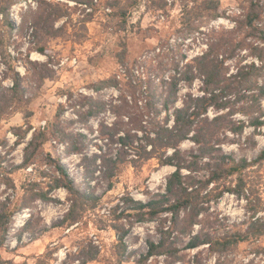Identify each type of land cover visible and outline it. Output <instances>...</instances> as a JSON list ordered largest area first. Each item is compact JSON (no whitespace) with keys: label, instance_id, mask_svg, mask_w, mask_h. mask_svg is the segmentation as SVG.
<instances>
[{"label":"rangeland","instance_id":"1","mask_svg":"<svg viewBox=\"0 0 264 264\" xmlns=\"http://www.w3.org/2000/svg\"><path fill=\"white\" fill-rule=\"evenodd\" d=\"M44 1L58 2L62 13L63 10L66 12L53 22L52 28L46 31L32 27L38 15V1L17 0L10 8L15 26L13 29L7 27L0 35V153L5 152L6 159L20 163L22 149L32 131L45 127L40 152L44 156L50 153L58 159L78 189L90 186L100 199L95 207L88 205L77 222L61 226L55 224L61 221L71 202V195L64 188L52 192V196L59 200L57 202L38 199L29 202L13 216L5 246L0 248V258L18 264H78V251L91 241L99 249V254L96 260L87 264H264L263 237L240 242L223 253L211 252L207 244L184 248L188 237L179 232L180 227L174 228L170 213L134 223L123 237L125 249L122 250L117 235L128 228L129 219L114 217L117 198L128 193L136 199L148 200L154 193L164 190L166 177L174 167L159 166L156 159L148 160L138 169L125 164L113 179L112 188L107 189L106 179L99 172L85 173L82 154L69 151L68 139L59 132L71 133L84 141L83 149L88 154L99 153V148L114 154L116 146L107 142L101 133L121 120L114 115L111 105H120L123 99L130 100L133 95L130 92L124 95L113 86L94 91V85L113 76L125 80L123 71L128 67L133 68L135 76L142 73L157 83V78L173 73L175 62L179 61V65L189 62L206 49L209 28H231L233 19L245 10L247 1L219 0L224 16L213 20L206 16L204 0H135L137 3L131 6L127 5L133 0H90L91 5L74 0ZM163 1L164 6L159 7V2ZM183 3L195 7L200 14L194 23L198 28L188 35L181 12ZM121 7L127 9L124 16L119 14ZM255 44L262 45L260 41ZM40 46L45 47L47 55L38 51ZM253 60L257 61L256 57L251 55L249 47H245L226 58L225 64L228 72H234L237 66ZM15 72L21 83L17 92L10 89ZM200 85L198 77L191 85L181 82L176 104L179 105V99L186 92L200 94ZM144 89L142 85L141 90L136 91ZM84 97L102 100L104 110L86 116L89 106ZM59 105L64 110L56 117ZM231 106L235 110V119L248 120V116L241 112V102H233ZM261 106L264 118V100ZM226 110L217 112L209 108L207 114L212 117ZM52 124H57V129ZM28 127L31 129L25 134L24 141L16 144ZM79 132L84 137L75 135ZM220 147L236 158L245 157L252 161L245 171V178L251 184L250 201L247 203L244 198L226 192L217 201L205 203L207 209L191 228L194 231L203 228L213 235L244 230L251 217L250 206L256 204L259 197L260 205H264V160L256 159L264 148V126L256 130L247 126L239 135L226 132ZM196 148L190 140L180 144L185 154L196 152ZM35 158L34 169L48 170L47 164L39 165V156ZM31 166L12 174L18 188L25 179L32 177ZM206 174L205 169L196 173L201 178ZM21 193L19 188L17 197ZM119 211L120 208L117 213ZM256 215L264 218V207ZM181 225L190 228L186 221ZM162 238L180 250L174 255L163 253L140 261V255L147 250L146 240L157 242Z\"/></svg>","mask_w":264,"mask_h":264},{"label":"trees","instance_id":"2","mask_svg":"<svg viewBox=\"0 0 264 264\" xmlns=\"http://www.w3.org/2000/svg\"><path fill=\"white\" fill-rule=\"evenodd\" d=\"M37 1L39 10L37 19L32 22V27L47 31L48 28H52L55 20L64 15L65 10L62 13L61 4L58 2L52 4L44 0ZM74 1L91 5L90 0ZM196 1L192 0V2ZM246 1L245 10L238 18L233 19L234 25L231 28H209L206 49L189 62L186 61L181 65L179 61L175 62L173 73L157 78V83L154 79L145 78L142 73L135 76L133 68L128 67L123 71L125 80L113 76L100 80L94 85V91L113 86L124 92V95L127 92L133 95L130 100L123 99L120 105H111L114 115L121 120L112 123L106 132L101 133L107 142L116 146L114 154L105 153L101 148L99 153L88 154L83 149L84 141L78 140L71 133L59 130L62 137L68 139L69 151L82 154L85 173L99 172L106 179L107 189L112 188L113 179L125 164L138 169L148 160L156 159L159 166L174 167V170L166 177L164 190L154 193L148 200L136 199L128 193L117 198V203L113 207L114 217L129 219L128 228L117 235L122 250L125 249L123 237L130 232L134 223L152 220L164 213H170L174 228L180 227L179 232L187 235L188 241L184 248H196L207 244L211 252L223 253L248 239L264 238V218L256 215L264 207L260 205V197L257 198L256 204L249 208L251 217L244 230L213 235L203 228L197 231L191 228L207 209L205 203L217 201L226 192L234 194L237 198H244L247 203L250 201L251 184L245 178V171L252 165V161L245 157L236 158L220 147L226 132L239 135L247 126L253 127L254 130L264 126L261 106V101L264 100V24L262 23L264 1ZM16 2L17 0H0V35L6 32L7 27L13 29L15 26L10 17V8ZM133 3L137 2L133 0L127 6ZM164 3V1L159 2L158 6L163 7ZM204 3L207 10L206 16L210 20L224 16L219 0H204ZM50 4L54 7L52 8ZM126 7L120 8V15H126ZM181 12L187 25L188 35L198 28L194 26V23L200 14L195 7L188 6V3L182 4ZM237 33L240 36H237ZM256 41H260L262 45H254ZM1 46L2 37H0ZM245 47L250 48L251 55L256 57L257 61L244 63L237 66L234 72H228L226 58L232 57L237 49ZM37 49L47 55L45 47L40 46ZM196 77L201 82L199 87L201 93L186 92L177 105L180 83L187 82L191 85ZM11 81L10 89L14 92L19 91L21 83L17 72L11 77ZM145 82L146 84H143ZM142 85L145 89L137 92L136 89L141 90ZM83 99L89 106L86 116L96 115L104 110L105 105L102 100L92 97ZM233 102H241V112L248 116V120L233 117L235 114L231 106ZM209 108L217 112L227 110L209 117L207 114ZM63 110V106L59 105L56 117L61 116ZM52 125L54 129H57V124ZM30 129L31 127L26 128L24 135L15 143L24 141L25 134ZM45 135V127L32 131L22 149L20 163H13L10 159L8 160V157L6 159L5 152L0 153V248L5 246L13 216L27 207L29 202L37 199L57 202L59 200L52 196V192L64 188L71 195V202L61 221L55 224V226H61L77 222L81 218V213L87 210V206L95 207L100 199L90 186L86 189H78L67 168L58 159L50 153L44 156L40 152ZM75 135L84 137V134L80 132ZM220 135H223V138H220ZM185 140H190L196 145V152L190 151L187 154L182 152L180 144ZM251 143L254 144L255 140L252 139ZM35 156L41 158L39 165L47 164L48 170L33 168L37 161ZM256 159L264 160V148L260 150ZM202 160L204 162L201 163ZM30 165H32L30 172L34 173L31 178L25 179L20 184L22 193L17 197L19 188L12 174ZM200 169L207 171L202 178L196 175ZM119 208L120 211L117 213ZM184 221L190 228L181 225ZM146 244L147 250L140 255V261L163 253L174 255L180 250L172 246L171 242L166 243L165 238L157 242L146 240ZM98 254L97 246L88 241L87 247L82 246L78 251V264L94 261ZM0 264L18 263L0 258Z\"/></svg>","mask_w":264,"mask_h":264}]
</instances>
